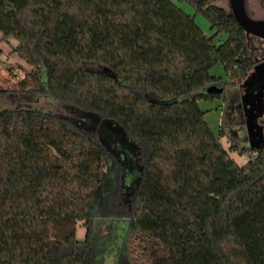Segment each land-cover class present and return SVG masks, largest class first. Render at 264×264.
<instances>
[{
	"label": "trees",
	"instance_id": "obj_1",
	"mask_svg": "<svg viewBox=\"0 0 264 264\" xmlns=\"http://www.w3.org/2000/svg\"><path fill=\"white\" fill-rule=\"evenodd\" d=\"M179 1L210 35L173 0H0V33L31 66L14 92L125 134L110 151L66 116L0 109V264H264V149L238 164L199 104L218 63L247 77L249 42L224 7Z\"/></svg>",
	"mask_w": 264,
	"mask_h": 264
},
{
	"label": "rangeland",
	"instance_id": "obj_2",
	"mask_svg": "<svg viewBox=\"0 0 264 264\" xmlns=\"http://www.w3.org/2000/svg\"><path fill=\"white\" fill-rule=\"evenodd\" d=\"M181 9L186 13L195 17L196 22L204 30L205 33L211 34L210 31V22L203 14H195L194 8L186 2H180L179 0H173ZM210 3L222 6L227 10H230L229 0H210ZM247 8L255 18H264V0H247ZM216 43H220V39ZM252 49L263 52L264 41H252ZM18 44V40L15 37L8 36L5 37L0 33V109L3 108H40L46 111H50L59 115L66 116L72 121L78 123L80 126L85 127L86 129L93 130L97 136L105 144H109L113 140L119 141L125 140L124 131L120 125L110 123L107 120L103 121L99 116L84 110L79 109L74 105L61 102L59 100L53 99L48 96H37L30 97L27 95L17 94L14 92L27 77L28 72L31 70V66L22 60L14 50V47ZM256 55V54H255ZM261 53L257 57H261ZM211 73L215 76H222L224 82L218 81L217 84L220 87L225 86L226 91L225 98H220L215 96L214 100H199V104L206 111L205 119L209 123L210 127L213 129L214 133L219 137L222 145L229 152L230 157L235 160L238 164L244 165L256 154H253L252 150H247L242 152L240 149L242 144L234 145V140L239 137L240 133L237 134V131L240 132L242 128L238 126V122L244 119L246 116L242 112L241 108L238 109V99L239 95V86L238 83H231L228 81V75L226 70L221 63H218L213 67ZM241 82V81H240ZM213 83L205 85V88L212 85ZM217 85V86H218ZM8 92V93H7ZM17 94V95H16ZM189 94L183 95L182 97H188ZM236 107V108H235ZM223 117V119H221ZM69 119V120H70ZM223 131V133H220ZM227 134L223 136L225 133ZM223 134V135H222ZM131 136V135H130ZM115 145V141L110 143L109 150L112 151V147ZM130 146V144H127ZM233 147V148H232ZM124 158H130L129 155L124 153ZM139 157L134 156L128 160L127 164H124L125 168L132 169V172L139 171L140 161ZM131 177H127L126 182H122L123 185H129ZM134 192V189H132ZM117 203H122V206L125 207L124 199L118 197ZM119 208V207H118ZM121 209V208H120ZM80 229V237L82 238L86 229L83 226L82 222L78 223ZM103 264H114V257L107 256Z\"/></svg>",
	"mask_w": 264,
	"mask_h": 264
},
{
	"label": "flooded vegetation",
	"instance_id": "obj_3",
	"mask_svg": "<svg viewBox=\"0 0 264 264\" xmlns=\"http://www.w3.org/2000/svg\"><path fill=\"white\" fill-rule=\"evenodd\" d=\"M246 7H247V0H246ZM247 11L250 15V12L247 8ZM252 18V15H250ZM255 19H264V18H255ZM246 34V33H245ZM246 37L249 42V53L253 60V66L251 70L248 72V75L245 79H243L239 86V99L238 101V109L241 108L242 112L245 114V118L240 120L238 122V126H240L241 131L239 137H237L234 142V145L242 144L241 151L243 150H253L257 148L264 149V82H257V79L260 78V76L257 74V70H255V66L259 65L260 63L264 62V49L263 52L255 51L252 49V43L250 40L254 41H264V38L256 36V35H247ZM261 53V57H257ZM256 54V55H255ZM254 84L250 86L252 81ZM215 85H218L217 83H213ZM218 87H220L218 85ZM222 88L221 93H217L220 98H225V91H226V85ZM236 108V107H235ZM224 116H222L221 119H223ZM220 133H223V131H220ZM227 132L223 135L225 136Z\"/></svg>",
	"mask_w": 264,
	"mask_h": 264
},
{
	"label": "water",
	"instance_id": "obj_4",
	"mask_svg": "<svg viewBox=\"0 0 264 264\" xmlns=\"http://www.w3.org/2000/svg\"><path fill=\"white\" fill-rule=\"evenodd\" d=\"M229 7L230 13L234 16L238 24L243 28L244 32L247 35H256L264 38V19H255L249 15L246 7V0H229ZM255 70H257V74L260 76V78L257 79V82H264V62L260 63L259 65H256ZM253 81L250 86L254 84ZM221 92L222 88L218 87L215 84L208 86L204 90V93L206 94Z\"/></svg>",
	"mask_w": 264,
	"mask_h": 264
}]
</instances>
